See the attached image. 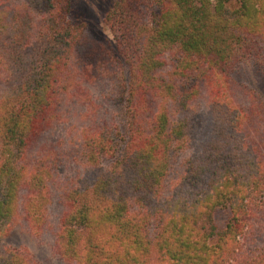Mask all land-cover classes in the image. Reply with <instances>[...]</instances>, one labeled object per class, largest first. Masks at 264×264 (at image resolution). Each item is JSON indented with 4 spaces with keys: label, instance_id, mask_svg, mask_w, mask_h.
<instances>
[{
    "label": "trees",
    "instance_id": "16d2710c",
    "mask_svg": "<svg viewBox=\"0 0 264 264\" xmlns=\"http://www.w3.org/2000/svg\"><path fill=\"white\" fill-rule=\"evenodd\" d=\"M3 4L0 240L19 209L39 232L55 192L63 210L54 244L66 264L234 262L264 213V153L261 109L235 101L231 69L250 51L264 53V0H116L104 21L127 67L121 124L82 125L65 138L68 151L41 139L60 119L66 83L80 93L88 75L70 60L83 27L69 19L70 0H29L41 25L26 40ZM197 97L211 121L199 144ZM62 162L76 167L60 178ZM0 264L32 263L0 246ZM250 264H264V250Z\"/></svg>",
    "mask_w": 264,
    "mask_h": 264
},
{
    "label": "rangeland",
    "instance_id": "374dc122",
    "mask_svg": "<svg viewBox=\"0 0 264 264\" xmlns=\"http://www.w3.org/2000/svg\"><path fill=\"white\" fill-rule=\"evenodd\" d=\"M116 0H70L69 19L83 27V36L72 52L71 64L84 66L88 75L78 81L80 93L71 92L73 81L66 83L67 89L61 97L60 119L52 128L47 129L41 139L47 145L54 146L58 142L59 149L68 151L71 146L64 147L65 138L90 122L121 124V89L123 78L127 74L126 65L121 62L115 41L104 18ZM215 1V0H212ZM6 8L7 16L12 17L15 11L24 24L25 39L33 40L41 25L40 14L29 4V0H0ZM261 42V41H260ZM124 74V76H123ZM233 95L235 101L244 107L258 105L261 109L259 124L260 151L264 153V53L252 52L245 55L231 69ZM77 79V78H76ZM194 109L193 137L203 142L211 132V121L204 99L197 97L192 101ZM260 106V107H259ZM86 117H79V113ZM250 122L246 133L252 138ZM251 134V135H250ZM39 141V142H41ZM187 154L183 152L179 160ZM75 165L62 162L58 167L60 178L73 173ZM63 210L62 200L55 192L50 196L45 214L46 220L39 232H32L24 215L17 211L7 235L0 240L2 248L17 249L23 252L32 264H66L55 250L59 218ZM226 220L225 211H218L216 221L223 227ZM243 240L242 252L231 264H250L264 250V213L251 221Z\"/></svg>",
    "mask_w": 264,
    "mask_h": 264
}]
</instances>
